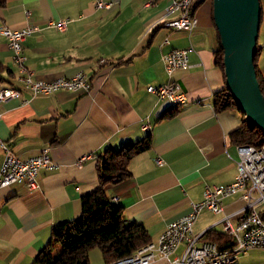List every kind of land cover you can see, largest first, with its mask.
Wrapping results in <instances>:
<instances>
[{"label": "crops", "instance_id": "obj_1", "mask_svg": "<svg viewBox=\"0 0 264 264\" xmlns=\"http://www.w3.org/2000/svg\"><path fill=\"white\" fill-rule=\"evenodd\" d=\"M106 1L112 3L110 9L96 8L95 0H6L0 7V26L38 27L24 43L34 79L50 81L81 71L91 83L89 92L32 95L22 88L12 51L0 35V65L5 68L0 90L22 89L21 99L0 105V138L23 158L48 146L57 165L41 171L38 190L20 184L0 188V264H32L54 225L82 215V196L100 186L98 156L107 147L118 149L151 133V148L130 160L131 176L104 186L107 197L123 206L125 217L146 227L151 241L187 214L191 202L202 199L206 185L235 180L238 145L230 134L241 125L242 115L213 107L214 94L226 82L215 63L212 1L198 2L191 31L164 24L173 18L166 13L171 0L147 5L150 0ZM260 3L264 7V0ZM52 20H67V25L60 30L49 24ZM258 46L264 77L263 8ZM173 48L190 50V66L167 75L163 57ZM169 81L181 85L188 102L159 120L173 105L147 87ZM3 158L0 148V166ZM246 204L241 193L224 197L219 213H200L194 233L223 232L221 220L231 216L235 224ZM236 264H264V249L242 253Z\"/></svg>", "mask_w": 264, "mask_h": 264}, {"label": "built area", "instance_id": "obj_2", "mask_svg": "<svg viewBox=\"0 0 264 264\" xmlns=\"http://www.w3.org/2000/svg\"><path fill=\"white\" fill-rule=\"evenodd\" d=\"M154 1L150 0L146 5L153 4ZM198 2L199 0H171L166 13L173 18L164 21V24L176 30L191 31L197 25L194 10ZM95 6L98 9H110L112 3L95 0ZM49 24L64 30L67 20H52ZM37 28L36 25L16 29L0 26V35L6 38L12 51V59L19 71L18 80L22 83V88L32 95H50L59 90L89 92L91 83L81 71L71 77H58L50 81L33 78V71L26 64L24 43ZM164 42L169 43V40L166 38ZM189 51L188 48H173L163 57L167 75H172L176 70L189 68ZM147 91L160 99L188 102L187 94L181 85L174 81L158 86L150 85ZM11 98L21 99L22 89L0 90V105ZM143 129L149 130V125H143ZM0 148L4 151L0 166V188L17 183L27 191L38 190V177L41 171L57 167L52 161L48 146L36 155L25 158L14 154L1 138ZM237 155L235 180L226 185H206L202 199L191 202V210L187 214L170 222L156 242L150 241L145 245L143 252L132 255L135 257V264H215L225 261H234L236 264L242 254H231V248L220 249L216 242L205 239L204 233L195 234L193 225L202 211L208 210L217 214L222 210V199L238 193H241L247 204L237 212L238 220L235 224L231 222V216H225L221 220L223 232L234 241L232 247L244 246V253L253 248L264 249V144L262 147H254L251 144L238 145ZM156 162L159 165L163 164L161 158H157ZM244 217H252L251 227H244ZM182 245L184 247L182 252L177 253Z\"/></svg>", "mask_w": 264, "mask_h": 264}, {"label": "trees", "instance_id": "obj_3", "mask_svg": "<svg viewBox=\"0 0 264 264\" xmlns=\"http://www.w3.org/2000/svg\"><path fill=\"white\" fill-rule=\"evenodd\" d=\"M6 0H0V7ZM198 4V3H197ZM262 19V7H261ZM216 28V26H215ZM217 30V29H216ZM218 36V47L214 52L215 63L224 74V52ZM260 47L254 57L257 80L264 97V77L257 58ZM5 69L0 65V71ZM11 73L10 71H8ZM225 78V76H224ZM215 111L235 109L242 114L241 125L230 134V140L236 145L251 144L260 147L264 144V130L249 124L245 114L238 109L227 88L214 94ZM177 106L164 111L159 120L171 116ZM152 146L151 133L143 138L123 144L118 149L105 148L98 156L97 174L99 188L82 196V215L73 220L63 221L52 227L48 243L40 250L32 264H91L89 250L97 247L106 264L129 256L151 241L146 227L124 216L123 206L111 201L105 191L107 184H118L131 176L130 160ZM205 239L216 242L220 249H233L234 241L224 232L214 229L206 231Z\"/></svg>", "mask_w": 264, "mask_h": 264}, {"label": "water", "instance_id": "obj_4", "mask_svg": "<svg viewBox=\"0 0 264 264\" xmlns=\"http://www.w3.org/2000/svg\"><path fill=\"white\" fill-rule=\"evenodd\" d=\"M212 15L224 52L226 88L247 122L264 130V97L254 66L260 0H212Z\"/></svg>", "mask_w": 264, "mask_h": 264}, {"label": "bare ground", "instance_id": "obj_5", "mask_svg": "<svg viewBox=\"0 0 264 264\" xmlns=\"http://www.w3.org/2000/svg\"><path fill=\"white\" fill-rule=\"evenodd\" d=\"M18 79H19V71H18ZM170 102L173 106H180L185 104V101L183 100H172ZM251 224H252V217H244V227H251ZM144 248L145 246L129 256L116 260L112 264H135V257L132 255L140 254L141 252H143ZM242 253H244V246H237L231 249V254H242ZM215 264H234V261H225V263H215Z\"/></svg>", "mask_w": 264, "mask_h": 264}, {"label": "rangeland", "instance_id": "obj_6", "mask_svg": "<svg viewBox=\"0 0 264 264\" xmlns=\"http://www.w3.org/2000/svg\"><path fill=\"white\" fill-rule=\"evenodd\" d=\"M212 1V0H211ZM263 1V0H262ZM263 3V2H262ZM261 3V5H262ZM262 8L264 10V7L262 5ZM238 114H241L239 111L235 110ZM242 115V114H241ZM36 155V154H35ZM29 157V156H28ZM17 184V183H14ZM7 187V186H6ZM157 241V240H156ZM154 241V242H156ZM89 258H90V262L91 264H106L102 258V254L100 252V250L97 247H94L92 249L89 250Z\"/></svg>", "mask_w": 264, "mask_h": 264}]
</instances>
